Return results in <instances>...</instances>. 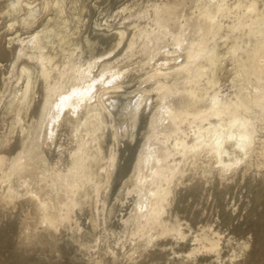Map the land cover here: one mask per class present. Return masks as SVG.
<instances>
[{"label": "bare ground", "instance_id": "1", "mask_svg": "<svg viewBox=\"0 0 264 264\" xmlns=\"http://www.w3.org/2000/svg\"><path fill=\"white\" fill-rule=\"evenodd\" d=\"M91 2L0 0V264H264V0Z\"/></svg>", "mask_w": 264, "mask_h": 264}, {"label": "rangeland", "instance_id": "2", "mask_svg": "<svg viewBox=\"0 0 264 264\" xmlns=\"http://www.w3.org/2000/svg\"><path fill=\"white\" fill-rule=\"evenodd\" d=\"M94 1H96V0H94ZM123 1H127V0H99V2L97 3L99 5L98 10H96L92 7L93 2H91L92 4L90 3L91 4L90 6L93 9H91L92 11L88 10V12L85 13L84 25L82 26V32L84 33V37L88 36V35L92 36L93 29L95 27L94 21L97 17L103 18L102 24H104L103 22H105L106 19H108V21L111 24L117 25V23H119L120 18L119 17L116 18V17H112V16L115 15L116 11L118 10L117 6H119ZM128 1H130V0H128ZM120 22H121V20H120ZM105 32L108 33L106 30L100 31V33H105ZM109 40H111V38ZM84 47L86 48V53L83 56L84 61H90L91 60L92 62H96V60L99 58L103 57V59H107L110 57V56H106L109 53V47H110L109 43H106V44H96L94 42H91L89 44L84 43ZM230 91H231V88L228 85H226L222 88V94H228ZM147 112H149V110ZM145 124H146L145 113H143L141 115V119L137 125L133 124V122L130 120L128 121L127 126L129 127V130L133 134V136H134L133 138H134L135 142H139L142 139V133L144 131ZM60 139H61V145L62 144L66 145L67 138L61 137ZM121 142H123V139H120V145L122 147H124L125 143L124 142L121 143ZM120 163L123 164V161L120 160ZM131 173H132V170L129 169L125 173L124 176L117 179L114 186L118 185L119 183H123V182L127 181L128 178L130 177ZM213 212H214V209H212L210 204L208 203L207 204V210L205 211V213L206 214L208 213L209 215H211V214H213ZM8 254H9L8 250H4L2 255L4 258H6L8 256ZM51 255L52 254H50V253L47 254V252L41 253V256L46 257V258L50 257ZM64 259L65 258L60 257V260H64Z\"/></svg>", "mask_w": 264, "mask_h": 264}, {"label": "snow or ice", "instance_id": "3", "mask_svg": "<svg viewBox=\"0 0 264 264\" xmlns=\"http://www.w3.org/2000/svg\"><path fill=\"white\" fill-rule=\"evenodd\" d=\"M246 246V245H245Z\"/></svg>", "mask_w": 264, "mask_h": 264}]
</instances>
